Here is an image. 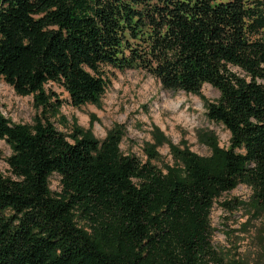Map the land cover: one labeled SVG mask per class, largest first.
<instances>
[{
    "label": "trees",
    "instance_id": "trees-1",
    "mask_svg": "<svg viewBox=\"0 0 264 264\" xmlns=\"http://www.w3.org/2000/svg\"><path fill=\"white\" fill-rule=\"evenodd\" d=\"M166 89L219 90L207 116L231 134L211 157L182 152L165 173L49 117L99 104L115 70ZM0 79L40 109L34 125L0 113L13 153L0 172V264H208L216 200L240 184L264 207V0H0ZM60 176L53 192L50 177ZM87 224L89 231L78 222Z\"/></svg>",
    "mask_w": 264,
    "mask_h": 264
},
{
    "label": "rangeland",
    "instance_id": "rangeland-1",
    "mask_svg": "<svg viewBox=\"0 0 264 264\" xmlns=\"http://www.w3.org/2000/svg\"><path fill=\"white\" fill-rule=\"evenodd\" d=\"M64 101L49 116L66 133L76 129L102 141L116 126L124 129L121 149L151 161L165 173H182V152L211 157L215 148L227 149L231 134L207 116V104L220 97L218 89L204 84L202 94L166 89L142 68L115 70L99 104L75 107L59 85L49 83ZM0 113L14 123L34 125L41 111L32 95L21 96L0 79ZM11 146L0 139V172L10 176L7 159ZM53 192L61 191L60 176L50 177ZM88 230L87 224L78 222ZM212 244L222 262L208 264H264V207L240 184L219 197L211 213Z\"/></svg>",
    "mask_w": 264,
    "mask_h": 264
}]
</instances>
